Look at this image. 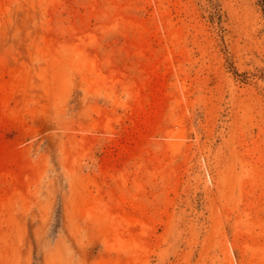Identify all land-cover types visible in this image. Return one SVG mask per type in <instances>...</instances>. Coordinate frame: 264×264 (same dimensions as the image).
I'll use <instances>...</instances> for the list:
<instances>
[{"label":"rangeland","instance_id":"obj_1","mask_svg":"<svg viewBox=\"0 0 264 264\" xmlns=\"http://www.w3.org/2000/svg\"><path fill=\"white\" fill-rule=\"evenodd\" d=\"M0 264H264L258 0H0Z\"/></svg>","mask_w":264,"mask_h":264},{"label":"trees","instance_id":"obj_2","mask_svg":"<svg viewBox=\"0 0 264 264\" xmlns=\"http://www.w3.org/2000/svg\"><path fill=\"white\" fill-rule=\"evenodd\" d=\"M258 2H259V5L262 8L263 13H264V0H258Z\"/></svg>","mask_w":264,"mask_h":264}]
</instances>
